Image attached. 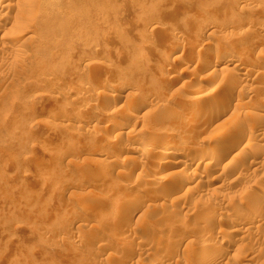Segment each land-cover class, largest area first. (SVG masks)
I'll list each match as a JSON object with an SVG mask.
<instances>
[{
    "label": "rangeland",
    "instance_id": "1",
    "mask_svg": "<svg viewBox=\"0 0 264 264\" xmlns=\"http://www.w3.org/2000/svg\"><path fill=\"white\" fill-rule=\"evenodd\" d=\"M3 1L17 22L0 20V264H205L198 248L206 264H264V0ZM220 55L236 64L215 67ZM209 79L226 111L186 131L168 112ZM230 131L253 143L239 135L219 160ZM183 139L187 166L154 165L163 140Z\"/></svg>",
    "mask_w": 264,
    "mask_h": 264
},
{
    "label": "bare ground",
    "instance_id": "2",
    "mask_svg": "<svg viewBox=\"0 0 264 264\" xmlns=\"http://www.w3.org/2000/svg\"><path fill=\"white\" fill-rule=\"evenodd\" d=\"M3 1V0H2ZM10 7H13V5L11 4V5H9V4H7V3H4V1H3V3L1 4V6H0V20L2 19H4V24H7V23H9V21H11L12 23L13 22H17L16 20H15V18H11L9 15L7 16L6 15V13L4 14V13H2V11H8L9 9H10ZM20 10V8H18V6L16 7V12L18 13V11ZM12 17H14V16H12ZM10 24V23H9ZM211 24V23H210ZM215 24V23H214ZM216 26V25H215ZM1 27V26H0ZM211 27V25H206L205 26V29H209ZM263 29V28H262ZM247 30V29H246ZM264 32V31H263ZM211 34V33H210ZM209 36V35H208ZM243 37V36H242ZM208 39H209V37H208ZM218 40V39H217ZM12 41L13 42H15V43H17L18 42V39L16 40V39H12ZM216 41V40H215ZM219 41V40H218ZM221 45V44H220ZM239 45V44H238ZM19 45H17V47H18ZM234 47V46H233ZM201 48V47H200ZM193 50H194V47L192 48ZM202 49H203V52L206 54V56H208L207 54H209L210 56L211 55H213V52H215L216 53V51H218L219 49H218V45L216 44V42H212V41H207V42H205L204 44H203V47H202ZM241 49H242V47H241ZM192 50V51H193ZM192 51H191V53H192ZM225 51V50H224ZM154 53V52H153ZM156 53V52H155ZM203 53V54H204ZM219 54V53H218ZM216 55V54H215ZM249 55V54H248ZM191 56H192V54H191ZM246 56V51H241V52H239V55H238V58H240V59H243L244 57ZM142 57V55H140L139 53H135V54H133L132 55V57L131 58H133L134 60H138V59H140ZM204 58V57H203ZM207 59H208V57H207ZM206 59V60H207ZM212 59V58H211ZM20 60H22V57H20ZM141 60V59H140ZM239 60V59H238ZM17 62H19V57L17 58V60H16ZM240 61V60H239ZM214 66L216 67V66H218V65H223V66H228V65H230V64H233V63H235L236 64V62H235V60L233 59V58H231L230 56H221L220 55V57L219 56H217L215 59H214ZM252 63V62H251ZM243 64V63H242ZM253 64V63H252ZM257 64V63H256ZM235 66V65H234ZM237 67V68H236ZM248 67V66H247ZM253 67V66H252ZM256 67V66H255ZM230 68V67H229ZM233 68V67H232ZM232 68H230V69H232ZM235 68H236V70H234V71H232V70H226L227 72H225L226 74H228V73H232V75L233 76H237V78H238V80L240 81V80H243V81H247L248 82V80H249V78L251 77V75H250V70H247V69H245L244 67H242V66H240V65H236L235 66ZM214 69V68H213ZM212 69V70H213ZM217 69V68H216ZM222 69V68H221ZM220 70V69H219ZM215 71V69L213 70V73H215L214 72ZM221 71V70H220ZM237 71V72H236ZM222 72V71H221ZM220 72V73H221ZM212 73V72H211ZM218 73H219V71H218ZM216 74V75H220V73L219 74ZM223 74V73H222ZM216 75H214V76H216ZM229 75V74H228ZM228 75L226 76V75H224V76H226V78L225 79H227V77H228ZM231 75V76H232ZM210 76H212V75H210ZM213 76V77H214ZM219 77V76H218ZM261 81L263 82V84H264V72L261 74ZM171 78V77H170ZM234 78V77H233ZM232 78V79H233ZM236 78V79H237ZM235 79V80H236ZM170 80V79H169ZM234 80V81H235ZM255 80H257V79H255ZM172 81V80H171ZM210 81H212V80H210L209 79V81H208V84L207 85H205V86H202V87H200L199 89H198V91L195 93V94H193L192 96H190V97H187V98H185L184 100H180L179 99V102L181 103V105H180V103H179V105L180 106H178V107H172V108H170V110H169V112H168V116H170L169 118H171V119H176V120H178V122H177V125H181L183 128H184V130L186 129V131L189 129V127H190V125L191 124H193V123H195V121H196V119H197V117H198V112H199V114H205V113H215L217 110H219L221 107H222V105H223V107H222V109L223 110H225L226 108H227V105H225V101H223V103L220 101V102H218L217 100H214V101H211V99H212V97L214 96V93L213 92H215L214 90L212 91L211 90V88H210V86H209V83H210ZM224 81V80H223ZM227 81V80H226ZM225 81V82H226ZM234 81L232 82V83H234ZM250 81V80H249ZM228 82V81H227ZM226 82V83H227ZM229 82H231V81H229ZM228 82V83H229ZM236 82V81H235ZM125 83V82H124ZM168 83V82H167ZM212 83H213V81H212ZM231 83V84H232ZM238 83H240V82H238ZM260 83V82H259ZM246 84V83H245ZM261 84V83H260ZM121 85V84H120ZM211 85V84H210ZM234 85H235V83H234ZM229 86L231 87H233V85H230V83H229ZM243 88V87H242ZM120 89V88H119ZM219 92V91H218ZM217 93V92H216ZM226 94V93H225ZM146 96V95H145ZM142 97V96H141ZM216 99V98H215ZM139 100V99H138ZM143 100H148V98H144ZM141 101H142V99H141ZM150 101V100H149ZM144 103L143 104H146V102L145 101H143ZM151 102V101H150ZM260 102H261V100H260ZM220 103H222V104H220ZM227 103V102H226ZM257 103V102H256ZM138 105V104H137ZM125 107H128V108H134L135 110H137L138 108L136 107V106H132L131 104H129V105H126ZM199 107H205V109L204 108H202V109H204V111H202V110H200V109H198ZM253 107V106H252ZM144 108V107H143ZM241 108V107H240ZM259 108V107H258ZM123 109V108H122ZM235 109H237V108H235ZM131 110V109H130ZM239 110V109H238ZM128 111V110H127ZM226 111V110H225ZM130 112V111H129ZM132 112H135V111H132ZM218 112V111H217ZM222 112V111H221ZM250 112V111H249ZM116 114H113V117H115L116 115H119L120 113H121V111L120 110H118V111H116L115 112ZM122 113H124L123 111H122ZM121 113V114H122ZM245 113V112H244ZM207 114V115H208ZM216 114V113H215ZM223 114V113H222ZM253 114V113H252ZM130 115H132V113L130 114ZM129 115V116H130ZM206 115V116H207ZM210 115V114H209ZM120 116V115H119ZM118 116V117H119ZM253 116V115H252ZM256 116V115H255ZM131 117V116H130ZM132 117H133V115H132ZM258 117V116H257ZM217 118V117H216ZM257 119V118H256ZM252 122V121H251ZM258 121H256V123H257ZM256 123H254V124H256ZM257 125H258V123H257ZM256 125V126H257ZM251 126H254V128L256 127L255 125H251ZM122 127H123V125H122ZM258 127V126H257ZM256 127V128H257ZM235 128V127H234ZM237 128V127H236ZM249 128V127H248ZM150 130V129H149ZM191 130V129H190ZM231 130V129H230ZM251 130V129H250ZM153 131V130H152ZM160 133L162 132V131H160V130H158ZM189 131V130H188ZM237 131V130H236ZM238 131H240V130H238ZM254 131V130H253ZM258 131V130H257ZM190 132V131H189ZM188 132V133H189ZM163 133V132H162ZM187 133V134H188ZM238 133V132H237ZM237 133H235V131H230V137L232 138L233 137V139L232 140H229V138H225L226 140H224L225 142H224V144H223V146L221 147V148H219L220 150H217L218 152H216L213 148H205L204 150H205V152H207V154L208 155H213L215 152H216V157L215 158H217V159H219L224 153H225V155H226V152H228V151H230V150H232V149H235V145L237 144L236 142H238L239 141V137L241 136V137H243V138H247V140H249V142H250V139H253L252 138V136H253V134L252 133H250V132H246V133H242V134H237ZM151 134V133H150ZM152 134H154V136L152 135V138L154 137V141L159 137V135H162V134H159L157 131H156V133H152ZM240 135V136H239ZM259 135V134H258ZM256 135V138H258V137H262V135H263V133H262V135ZM132 137V136H131ZM130 137V138H131ZM251 137V138H250ZM263 137H264V135H263ZM230 138V139H231ZM243 138H241V139H243ZM249 138V139H248ZM182 139V138H181ZM255 139V138H254ZM262 139V138H261ZM260 139V140H261ZM129 140V139H128ZM148 140V139H147ZM186 140V139H185ZM189 140V139H188ZM257 140H259V139H257ZM241 141V140H240ZM252 141V140H251ZM156 143H157V140L155 141ZM187 141H184V139L182 140V141H178L177 142V140H176V142H175V140H174V142L173 141H171V140H163L160 144H159V146L156 148V149H158V150H155L154 149V151H156V152H154V154L152 155V156H154V155H156V158H157V162L156 161H154V162H156L154 165L155 166H158L161 170H163V171H168V170H170V169H174V168H178V167H181V168H184V166H187V164L188 163H185V161H181V160H179L178 159V156L180 155V153H183V152H180V151H182V149H184L183 147H184V145L185 144H187L186 143ZM129 143V142H128ZM132 143V149L134 150V152L136 151V150H138V149H140V148H142L143 149V147L145 146L144 145V143L143 142H141V141H139L138 139H135L133 142H131ZM250 143H253V142H250ZM148 145V144H147ZM146 145V146H147ZM151 145V144H150ZM149 145V146H150ZM152 145H153V143H152ZM155 145V144H154ZM237 145H239V142H238V144ZM250 145V144H249ZM249 145H247V146H249ZM263 145V144H262ZM261 145V146H262ZM259 146V145H258ZM152 147H155V146H152ZM252 147V146H251ZM256 147V146H255ZM128 148V147H127ZM146 148V147H145ZM260 148H262V147H260ZM264 148V147H263ZM239 149V148H238ZM128 150V149H127ZM263 150V149H262ZM100 152V151H99ZM134 152H132L131 154H133ZM128 153H129V151H128ZM156 153V154H155ZM241 153V152H240ZM259 152H258V148L256 147V148H254V146L252 147V148H249L248 150H245V152H244V154H242V156H246V159H247V157H250V158H252L253 160H255V155L257 156V155H259L258 154ZM137 154V153H136ZM192 154V153H191ZM262 154V153H261ZM97 156L99 155V154H96ZM125 155V154H124ZM143 155H145L144 153H143V150H141L140 152H139V154H138V156H136V155H131V156H127L126 157V155H125V157H124V159L123 160H121V162L122 161H124V163H131L132 162V164H134V163H136V162H134L135 160H137L139 157H142ZM189 155V154H188ZM188 155H186L187 156V158L189 157ZM185 156V155H184ZM214 156V155H213ZM224 156V155H223ZM155 157V156H154ZM196 157V156H195ZM195 157L193 158V159H195ZM198 157V156H197ZM243 157V158H244ZM189 158H191L190 159V161H192V156L191 157H189ZM240 158V157H239ZM155 159V158H154ZM92 160V159H91ZM187 160V159H186ZM196 160V159H195ZM220 160V159H219ZM245 160V159H244ZM243 160V161H244ZM263 160V159H262ZM161 161V162H160ZM216 161V160H215ZM241 161V160H240ZM91 162V161H90ZM111 162V161H110ZM114 162V161H113ZM117 161H115L114 162V164L116 163ZM134 162V163H133ZM139 162V161H138ZM254 162V161H253ZM262 162V161H261ZM92 164V167L91 166H89L90 167V169L92 168V170H91V176L90 177H92V178H94V179H97V178H100V176H101V172H99V171H101L102 169H103V167H102V169H100V170H94V169H97L96 168V164L95 163H97V159H93L92 160V162H91ZM109 163V162H108ZM251 163V162H250ZM259 163V162H258ZM97 164H99V163H97ZM111 164H112V162H111ZM110 164V165H111ZM117 164V163H116ZM190 164V163H189ZM209 164H211L212 165V163H209ZM208 164V165H209ZM256 164V163H255ZM261 164V163H260ZM100 165V164H99ZM105 165V164H104ZM109 165V164H108ZM107 165V166H108ZM206 165H207V163H206ZM210 165V166H211ZM252 165H254V163L252 164ZM262 165V164H261ZM260 165V166H261ZM107 166H105V168L107 169H109V167H111V166H109V167H107ZM99 167V166H98ZM209 167V166H208ZM207 167V168H208ZM233 167V166H232ZM210 168V167H209ZM212 168V167H211ZM258 168H259V166H258ZM106 169H105V172H106ZM205 170V169H204ZM246 170V169H245ZM257 170V169H256ZM90 171V170H89ZM104 171V170H103ZM102 171V172H103ZM227 172V171H226ZM104 173V172H103ZM172 174H174V173H171L170 174V176H172ZM179 174V173H178ZM103 175V174H102ZM124 175V174H123ZM169 175V174H168ZM104 176V175H103ZM167 175H165L163 178H158L157 177V179L160 181V182H157V180L155 179L154 181H156L157 183H169V182H172V181H169V180H172L173 178H175V176L171 179H168V176L166 177ZM242 178V177H241ZM137 179V178H136ZM154 179V178H153ZM141 180V179H140ZM174 180V179H173ZM258 180V179H257ZM256 180V181H257ZM146 181V180H145ZM150 181H153V180H150ZM138 182V181H137ZM142 183H143V180H142ZM145 183H147V182H145ZM251 183V182H250ZM142 185V184H141ZM146 185V184H145ZM181 185H183L182 183H181ZM185 185V184H184ZM256 185V184H255ZM258 185V184H257ZM261 185V184H260ZM137 186V185H136ZM133 188V187H132ZM259 189V188H258ZM260 191H262V190H260ZM250 195V194H249ZM132 196V195H131ZM137 196V195H136ZM135 197V196H134ZM244 197V196H243ZM247 197V196H246ZM133 198V197H132ZM137 198V197H136ZM248 198V197H247ZM134 199V198H133ZM243 203V202H242ZM238 206V205H237ZM86 207V206H85ZM85 207H83V209L85 208ZM80 209V208H79ZM81 210V209H80ZM223 211V210H222ZM221 212V211H220ZM224 214V213H223ZM221 215V214H220ZM236 217V216H235ZM151 224V223H150ZM146 225V224H145ZM148 225V224H147ZM146 225V226H147ZM234 232V230H228L227 232H226V234H231V233H233ZM236 232V231H235ZM225 234V233H224ZM215 240V239H214ZM206 241V240H205ZM209 241V240H208ZM208 241H207V243H208ZM213 242V241H212ZM223 241H221L220 242V245L222 246V248L223 247H227L228 246V243L225 241L224 243H222ZM211 243V242H210ZM205 245V244H204ZM209 247V246H208ZM216 247V246H215ZM228 248V247H227ZM224 250V249H223ZM208 252H209V250H207L206 248H198L195 252H194V254H193V259L192 260H203L204 258H206V259H204L205 260V262L206 263H208L209 261H211L209 258H208ZM150 261V260H149ZM153 261V260H152ZM152 261H150L151 262V264H154V261L152 262ZM205 263V264H206ZM149 264V263H148ZM202 264V263H201Z\"/></svg>",
    "mask_w": 264,
    "mask_h": 264
}]
</instances>
